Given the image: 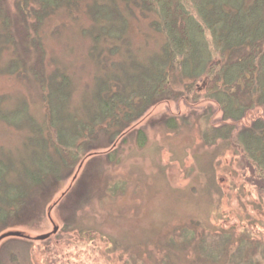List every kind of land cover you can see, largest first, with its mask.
Returning <instances> with one entry per match:
<instances>
[{
	"label": "rangeland",
	"instance_id": "374dc122",
	"mask_svg": "<svg viewBox=\"0 0 264 264\" xmlns=\"http://www.w3.org/2000/svg\"><path fill=\"white\" fill-rule=\"evenodd\" d=\"M13 3L8 0L6 12L11 21ZM87 3L58 11L41 26L29 21L27 41L25 26L0 20V115L8 117L0 119V163L7 168L0 192H26L21 209L0 223V234L50 233L48 208L65 194L50 211L57 233L42 242L4 241L0 264H264V201L240 178L237 157L225 145L203 143L204 105H157L112 150L114 142L99 136L84 157L98 155L84 162L73 183L81 161L64 169L55 151L45 149L49 136L56 139L47 131L41 76L68 79L61 128L72 132L64 113L77 122L90 119L103 84L124 82L156 49L149 18L134 9L131 15L120 0H99L117 7V25L127 23L123 36L131 40L127 54L109 56L120 42L100 41V30L110 27L93 21ZM170 118L177 129L165 127Z\"/></svg>",
	"mask_w": 264,
	"mask_h": 264
},
{
	"label": "trees",
	"instance_id": "16d2710c",
	"mask_svg": "<svg viewBox=\"0 0 264 264\" xmlns=\"http://www.w3.org/2000/svg\"><path fill=\"white\" fill-rule=\"evenodd\" d=\"M13 1L16 19L11 21L6 14L8 0H0V20L2 26H25L26 41L29 21H34L31 26H41L58 11L72 12L89 1L93 21L110 27L100 30V41L120 42L108 49L109 56L128 53L131 40L125 39L122 27L127 23L121 20L117 25V7L99 0ZM120 1L131 15L134 9L149 18L147 29L156 49L124 82L113 78L103 84L90 119L77 122L64 113V120L73 125L72 132L61 128L69 97L68 79L50 82L41 76L47 131H54L56 139L49 136L45 149L50 146L60 158V166L72 169L86 155L88 143L99 136H107L112 143L120 138L123 143L134 133L121 135L144 119L149 121V112L157 105L188 101L204 105L203 143L225 145L237 157L240 178L264 201V0ZM141 35L146 47L150 46L146 35ZM30 41L34 49L42 50L40 41ZM7 118L0 115L2 120ZM173 121L165 122L168 130L177 129ZM136 136L146 140L141 130ZM6 172L0 163L1 181ZM42 172L46 175L44 167ZM8 190L6 195L0 192V223L18 212L26 197L19 189Z\"/></svg>",
	"mask_w": 264,
	"mask_h": 264
},
{
	"label": "water",
	"instance_id": "95a60500",
	"mask_svg": "<svg viewBox=\"0 0 264 264\" xmlns=\"http://www.w3.org/2000/svg\"><path fill=\"white\" fill-rule=\"evenodd\" d=\"M149 116V115H148ZM146 119H144L142 122H144ZM141 122V123H142ZM140 124V123H139ZM137 124V125H139ZM136 125V126H137ZM136 126L130 128L129 130H127L126 132H124L121 137H124L126 136L130 131H132ZM120 139V138H119ZM119 139L113 144V146L110 148V150L114 149L115 147H117V143L119 142ZM109 150V151H110ZM98 150H94L91 154H88L86 157H84L81 162H80V165L78 166L77 170H76V173H75V176L72 178V183L73 181L76 179L79 171L82 169L83 167V164L84 162H86V160L94 157V156H97L98 155ZM70 189V187H69ZM65 196L64 193L61 194V196L56 199L52 205L48 208V211H47V215H48V219L52 225V231L50 233H47V234H44V235H40V236H36V237H31L29 235H27L26 233L22 232V231H18V230H7L5 232H3L2 234H0V245L1 243H3L4 241L6 240H11V239H16V240H23V241H34V242H42V241H45L49 238H51L52 236H54L57 231H58V227L54 224V222L51 220V217H50V211L51 209L57 205V203H59L63 197Z\"/></svg>",
	"mask_w": 264,
	"mask_h": 264
}]
</instances>
